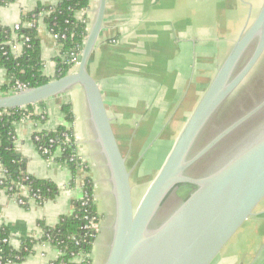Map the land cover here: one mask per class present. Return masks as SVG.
I'll use <instances>...</instances> for the list:
<instances>
[{
  "label": "crops",
  "instance_id": "1",
  "mask_svg": "<svg viewBox=\"0 0 264 264\" xmlns=\"http://www.w3.org/2000/svg\"><path fill=\"white\" fill-rule=\"evenodd\" d=\"M60 1L15 0L0 6V24L13 29L23 16L38 7L54 6ZM262 3L263 0H106L103 28L88 71L98 83L125 156L118 135L123 123L150 128L151 132L154 127L156 134L176 124L182 130L214 77L208 80L205 75L197 76V57L206 64L208 58L217 71L222 62L219 58L224 60ZM94 6L96 2L91 0L88 11L78 12L77 16H85L90 22ZM38 39L42 74L49 81L54 80L55 59L60 55L61 45L42 21L38 24ZM208 47H212L210 55ZM7 84L6 71L0 67V85ZM64 104L71 106L74 116L71 123L61 110ZM61 126L72 130L76 152L82 158L81 169L74 175L60 161L59 149L48 159L39 152L33 139L40 132H52ZM13 128V148L23 160L26 175L51 182L59 189L52 200L38 204L27 199L24 206L17 204L16 194L9 197L0 189V227L7 230L10 247L18 251L26 240L38 241L31 253L15 264H51L58 260L59 250L39 241L43 236L39 223L54 227L62 217L71 215L74 204L86 195V180L92 184L99 218L91 264H100L101 260L103 264L113 201L108 173L93 141L81 90L75 87L66 94L33 105L32 113L14 122ZM135 140L129 141L128 153ZM2 176L0 165V180ZM20 194L25 198L28 190ZM212 264H264V201L257 215L247 220Z\"/></svg>",
  "mask_w": 264,
  "mask_h": 264
},
{
  "label": "water",
  "instance_id": "2",
  "mask_svg": "<svg viewBox=\"0 0 264 264\" xmlns=\"http://www.w3.org/2000/svg\"><path fill=\"white\" fill-rule=\"evenodd\" d=\"M105 10L106 0H97L74 71L0 95V110L25 108L80 88L113 201L103 264H212L247 220L257 215L264 201V122L219 152L264 102L219 129L197 151L195 148L217 113L249 81L264 56V0L217 69L137 206L131 193L132 168L118 145L98 83L88 71ZM206 157L207 169L193 176L191 171Z\"/></svg>",
  "mask_w": 264,
  "mask_h": 264
},
{
  "label": "trees",
  "instance_id": "3",
  "mask_svg": "<svg viewBox=\"0 0 264 264\" xmlns=\"http://www.w3.org/2000/svg\"><path fill=\"white\" fill-rule=\"evenodd\" d=\"M13 2L15 0H0V6ZM90 4L91 0H61L54 6L38 7L21 19V22L36 21L40 13L46 12L42 17V23L48 27L51 34L58 37L57 42L61 45L60 55L55 59L57 65L55 79L73 71L75 62H72L71 59L82 50L89 23L85 16L78 17L77 13L88 10ZM25 38L29 39V46L22 49L20 56H12L5 44L8 41L22 42ZM0 67L5 69L8 78L7 85H0V95L13 92L16 83L25 87H34L49 81L42 74L38 28L12 30L0 24ZM32 106L0 110V165L4 171L0 189H7V191L4 190L6 194L13 197L19 192L20 185L28 186L30 193L37 194L40 198L35 202L43 204L52 200L58 194L59 189L51 182L26 175L23 169V160L13 148V123L30 115ZM61 110L65 114L66 120L70 123L73 122L74 116L70 104L62 105ZM61 133H68L71 137L66 140L61 136ZM37 135L39 137L38 142H35L37 148L47 147L52 155L56 149L60 148L62 149L60 161L67 164L72 174H76L81 169V164L72 158L73 147H68L70 143L74 142L72 130L61 126L55 131L40 132ZM51 139L53 143L50 144L49 140ZM84 189L87 198L86 205H82L81 200L76 202L73 213L62 217L54 227H47L39 223L43 230V236L39 241L53 245L62 254L57 263L91 264L90 255L97 233L83 229L86 224L84 215L90 217L98 215L93 201V187L89 180L85 181ZM5 237H8L7 230L1 227L0 240ZM36 242L38 241L28 239L22 244L20 250L15 251L9 244L0 241V264H8L9 261L15 264L22 261L31 253L32 246ZM78 254L86 255L82 262L74 260Z\"/></svg>",
  "mask_w": 264,
  "mask_h": 264
},
{
  "label": "rangeland",
  "instance_id": "4",
  "mask_svg": "<svg viewBox=\"0 0 264 264\" xmlns=\"http://www.w3.org/2000/svg\"><path fill=\"white\" fill-rule=\"evenodd\" d=\"M94 1L97 2V0ZM94 8H96V6H94ZM90 16H91L90 19L91 18L93 19L94 12H92ZM92 19L87 25L88 30L90 28ZM217 44L219 46L220 41H218ZM212 45L213 44H211V46ZM211 49L212 47L207 48V53L209 55ZM216 60L217 58H215L214 61ZM221 61L223 62V60L219 58V62ZM200 63L201 61L198 56L196 63L197 76L205 75L209 80L214 76L216 68H214L212 62L210 61L208 62V58H207V64L205 62L201 64ZM74 69H76V67H74L72 70ZM78 90L80 89L78 88ZM147 120L149 119L147 118ZM152 129L153 130L151 132L150 128H142V127L135 128L134 126L132 127L128 123L127 124L123 123L121 126V131L118 134L120 138V144L122 150L124 151V153H126V157L128 159L127 162L128 167L130 169L132 168L130 182L132 187L131 193H132V200L134 206L138 205L140 200L143 198L146 190L148 189L149 185L151 184V182L154 180L155 176L159 172L181 128H179V125L176 124L173 128H167L166 130H162L161 132H158V134H156L157 132L156 128L153 127ZM134 138H136V140L134 141L135 145L128 153L127 146H129L130 143L129 141H132ZM132 143L133 142H131V144ZM103 256H104V250L102 251V258ZM100 264H102V260Z\"/></svg>",
  "mask_w": 264,
  "mask_h": 264
},
{
  "label": "flooded vegetation",
  "instance_id": "5",
  "mask_svg": "<svg viewBox=\"0 0 264 264\" xmlns=\"http://www.w3.org/2000/svg\"><path fill=\"white\" fill-rule=\"evenodd\" d=\"M264 102V56L258 63V66L254 70L251 78L247 83L236 92L229 101L223 106V108L217 113V116L213 119L209 127L205 130L195 151L201 148L207 140H209L219 129L224 128L226 125L236 121L241 116L250 112L260 104ZM264 122V106L255 114L251 120L245 123L240 129L235 131L232 136L222 145L223 151L224 145H228L230 142L234 143L250 128H257ZM216 157V156H215ZM207 169V157L203 161L199 162L191 171L193 176H200ZM198 174V175H197ZM193 189V188H192ZM192 190H189V193Z\"/></svg>",
  "mask_w": 264,
  "mask_h": 264
},
{
  "label": "built area",
  "instance_id": "6",
  "mask_svg": "<svg viewBox=\"0 0 264 264\" xmlns=\"http://www.w3.org/2000/svg\"><path fill=\"white\" fill-rule=\"evenodd\" d=\"M88 10H85V11H82L84 13H86ZM46 14V12H42L40 13V15L38 16V19L36 21L32 20V21H25V22H20L18 24H16L12 30H19L21 28H25V29H34V28H38V24L42 21V17ZM33 19H34V16H33ZM50 32V31H49ZM53 36V38L57 41L58 40V37L51 34ZM61 38H64V36H61ZM29 39L28 38H25L24 41L22 42H18V41H8L5 45L8 46V49H9V52L12 56L14 57H18L20 56V54L22 53V49L26 46L28 47L29 44ZM81 52V51H80ZM80 52L79 54H76L73 56V58L71 59L72 62H75L74 64V67L77 68V65L79 63V60H80ZM73 67V68H74ZM27 87L23 86L22 84L20 83H16L15 84V87H14V91L12 93H15V92H18V91H21L23 89H25ZM61 136L63 138H65L66 140H69V137H71L68 133H61ZM34 142H38L39 140V137L38 135H35L34 136ZM49 143H53V140H49ZM69 148H72L73 147V151H74V154L72 155V158L76 159L79 163H81V160L82 158L80 156H78L77 152H76V145H75V141L73 143H70L68 145ZM39 152L46 158L50 159L52 154L50 153V150L47 148V147H39L38 148ZM61 150V151H60ZM59 151L60 153L62 152V149L59 148ZM3 178H4V171H3V176L0 180V185H2L3 183ZM25 181H27V179H25ZM24 189L28 190V196L27 197H23L20 193L21 191H23ZM5 191H7V189H4ZM86 196V195H85ZM84 196V198L81 200L82 201V205H86L87 203V198ZM26 198L32 200V201H36L39 198V196H37V194H31L30 193V190L28 188V186H25V185H20L19 186V192L16 194V202L18 205L20 206H24L26 203H27V200ZM94 201V200H93ZM84 220L86 222V224L84 225L83 229L85 230H90V231H93L94 233L98 231L99 229V218L98 216H88V215H84ZM1 228V227H0ZM2 243L4 244H9V241L10 239L8 237H5L3 238L2 240H0ZM60 253V252H59ZM62 256V254L60 253V256L59 258ZM86 255H83V254H78L74 257V260L78 261V262H82L83 259L85 258ZM58 258V259H59ZM90 260H91V257H90ZM8 264H14L12 262H8ZM51 264H67L65 262H61V263H57V260L52 262Z\"/></svg>",
  "mask_w": 264,
  "mask_h": 264
}]
</instances>
